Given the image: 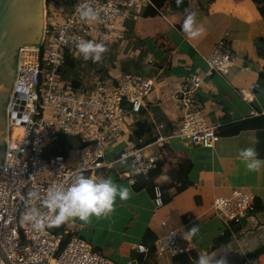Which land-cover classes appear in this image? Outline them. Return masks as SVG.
<instances>
[{"label":"built area","instance_id":"built-area-1","mask_svg":"<svg viewBox=\"0 0 264 264\" xmlns=\"http://www.w3.org/2000/svg\"><path fill=\"white\" fill-rule=\"evenodd\" d=\"M43 1L46 26L42 44L39 49L20 51L14 91L7 108V143L0 165V264H119L96 252L80 237L72 236L64 242L66 233L55 232L59 225L37 231L24 217L30 206L46 211L40 200H28L29 192L37 191L43 198L49 186L67 188L81 172L97 179L100 173H114L133 186L137 177L147 175L159 161L155 149L166 148L171 138L164 134L163 124L155 127L157 135L150 143L128 144L115 159L106 160V149L123 142L128 119L144 108V101L152 92V80L118 72L100 79L90 92H84L72 88L62 78L68 56L95 65L104 54L99 61L84 59L76 50V38L103 43L107 48L123 38L129 22L141 20L143 12L153 5L150 0ZM84 3L96 11V20L79 19L78 6ZM236 62L232 41L225 32L207 59L208 76L227 73ZM145 63L159 69L166 65L150 57ZM244 70L251 71V67ZM201 82L200 76L192 73L179 86L176 99L183 114L175 137L212 150L219 134L204 118L198 96ZM258 87L250 85L248 92H241L242 98L248 101L249 92ZM69 135L80 141L73 157L47 155V148L60 136ZM118 164L124 165L125 170L115 172ZM152 198L156 210L164 205L157 184L152 188ZM212 207L225 225H241L255 213V199L243 189H234L229 196L214 199ZM191 251L192 245L182 227L168 230L149 247H136L142 256L176 258ZM242 264L261 263L252 256Z\"/></svg>","mask_w":264,"mask_h":264},{"label":"crops","instance_id":"crops-1","mask_svg":"<svg viewBox=\"0 0 264 264\" xmlns=\"http://www.w3.org/2000/svg\"><path fill=\"white\" fill-rule=\"evenodd\" d=\"M187 12L196 13V27L203 30L195 39L187 38L181 27ZM225 32L237 55L236 65L227 73L208 76L207 59ZM133 33L144 45L143 61L128 59L107 75L141 76L152 80L153 88L140 113L128 119L123 142L113 145L109 153L115 159L128 144H148L157 135L155 127L163 124L164 134L171 138L166 148L155 149L162 168L154 183L161 188L173 185L169 193L185 179L190 184L156 210L148 189L136 191L114 173H100L98 179L110 178L128 187L129 197H117L110 213L91 216L87 222L69 218L61 223L64 232L86 240L96 252L119 264H188L205 253L213 257V264L216 260L242 264L252 256L264 264V20L258 7L253 0H181L179 5L177 0H167L159 16L135 22ZM148 57L166 65L163 69L149 66L145 63ZM247 66L251 71L244 70ZM192 73L202 79L198 96L204 118L219 134L212 150L175 137L183 114L176 95L181 82ZM253 84L259 87L249 92L246 101L241 92H248ZM139 121L152 127L150 136H133ZM258 131L263 137L262 150L257 147ZM248 147H254L261 160L256 171H249L239 156ZM184 161L191 164L187 174ZM123 170L124 165L114 167L115 172ZM234 189H243L255 199V213L238 225L237 234V226L225 225L212 207L214 199L229 196ZM196 225L199 231L194 236L187 234L192 245L189 254L170 258L136 252L138 245L149 247L170 229L182 227L187 233ZM226 235H231V241L212 249Z\"/></svg>","mask_w":264,"mask_h":264},{"label":"clouds","instance_id":"clouds-1","mask_svg":"<svg viewBox=\"0 0 264 264\" xmlns=\"http://www.w3.org/2000/svg\"><path fill=\"white\" fill-rule=\"evenodd\" d=\"M181 0H177L179 5ZM79 19L83 22L97 19V13L93 7L84 3L78 6ZM182 30L187 38L195 39L202 34V29L196 27V13L187 12L182 23ZM77 52L84 59L99 61L102 53L106 51L103 43H96L83 38H76ZM241 159L249 171L259 169L261 160L257 158L254 147L242 149L239 153ZM129 188L117 185L110 178L97 179L85 176L82 172L73 178L70 186L53 184L49 186L43 198L37 191L28 193V200H40L41 208L30 206L26 208L25 220L30 221L32 227L42 231L46 226L59 225L69 218L78 217L87 222L91 216L106 215L113 210V205L119 197L126 200L129 197ZM199 227L193 226L186 234L194 236ZM195 264H213V257L209 254H201L197 257ZM215 264H224L223 260H216Z\"/></svg>","mask_w":264,"mask_h":264},{"label":"water","instance_id":"water-1","mask_svg":"<svg viewBox=\"0 0 264 264\" xmlns=\"http://www.w3.org/2000/svg\"><path fill=\"white\" fill-rule=\"evenodd\" d=\"M43 10V0H0V165L5 157L7 108L14 91L20 51L39 49L42 44Z\"/></svg>","mask_w":264,"mask_h":264},{"label":"rangeland","instance_id":"rangeland-1","mask_svg":"<svg viewBox=\"0 0 264 264\" xmlns=\"http://www.w3.org/2000/svg\"><path fill=\"white\" fill-rule=\"evenodd\" d=\"M45 26H46V10L44 7ZM141 38H137L131 28V23L127 25L124 32L123 40H119L117 44H112L106 48L101 61L93 65L82 61H76L72 69L64 68L62 78L70 86L76 90L90 92L97 81L103 79L114 72L117 68H121L128 59L135 60V62H142L144 58V45ZM69 145L68 156L73 157L74 150L80 145L77 136H68ZM112 146L106 149V160L112 161L113 155L109 153Z\"/></svg>","mask_w":264,"mask_h":264},{"label":"trees","instance_id":"trees-1","mask_svg":"<svg viewBox=\"0 0 264 264\" xmlns=\"http://www.w3.org/2000/svg\"><path fill=\"white\" fill-rule=\"evenodd\" d=\"M150 1L152 3L153 7H149L143 12V14H142L143 18H154V17L158 16L161 8L164 6V4L167 0H150ZM253 2L258 7V11L264 20V0H253ZM130 23H131V28L133 31L135 22L131 21ZM126 29H127V27H126ZM120 40H123V38ZM117 43H119V42H117ZM117 43H115V44H117ZM75 63H76V60H74L68 56L65 66L67 69H72L75 66ZM151 132H152V127L147 126L146 123L139 121L136 124V129L134 131L133 136L137 139H141V138L150 136L152 134ZM151 141H152V138L150 137L149 141H147L146 143H150ZM140 145H142V143ZM70 147L71 146L69 145L68 137L67 136H60L59 140L54 145H51L50 147L47 148V155L48 156H57V155L67 156L68 150L70 149ZM257 147L259 150H262V148H263V137L261 135V131H258ZM183 163L187 167L186 173H185V174H187L191 164L188 161H184ZM161 168H162L161 161L157 162L156 165L154 166V168L152 170H150L147 175L137 177L136 182L133 185V188L136 191H139L141 189L146 188L152 193V188L155 185L154 180L161 173ZM189 184H190L189 181L187 179H185V181L181 182V185L179 187L174 189L173 193H169L170 190L173 188L172 187L173 185L170 184V185L163 186L161 188L162 196H163V202L167 203L168 201H170L171 197L173 195L178 194V193L182 192L183 190H185ZM236 226L237 227L234 229L235 234H237V232L239 231L238 225H236ZM63 228L64 227H62V225L60 224L56 228L55 232L56 233H63L64 232ZM70 238H71L70 235H68V234L65 235L64 242H67ZM230 241H231V235H226L218 243L217 242L214 243L212 245V249L219 247V246H222V245H227ZM181 256H183V255H181ZM181 256H179V257H181ZM197 257L198 256L194 257L193 261L188 263V264H195ZM137 264H139V263H137Z\"/></svg>","mask_w":264,"mask_h":264},{"label":"bare ground","instance_id":"bare-ground-1","mask_svg":"<svg viewBox=\"0 0 264 264\" xmlns=\"http://www.w3.org/2000/svg\"><path fill=\"white\" fill-rule=\"evenodd\" d=\"M44 14H45V13H44V10H43V28H42L43 30H44V28H45V23H44V22H45V16H44ZM42 35H43V34H42ZM41 41H42V37H41L40 42H41Z\"/></svg>","mask_w":264,"mask_h":264}]
</instances>
